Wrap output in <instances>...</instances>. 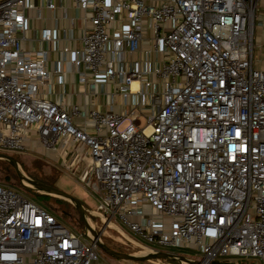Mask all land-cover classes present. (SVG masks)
I'll list each match as a JSON object with an SVG mask.
<instances>
[{
	"label": "built area",
	"instance_id": "2783aa9c",
	"mask_svg": "<svg viewBox=\"0 0 264 264\" xmlns=\"http://www.w3.org/2000/svg\"><path fill=\"white\" fill-rule=\"evenodd\" d=\"M258 2L1 0L0 153L35 145L91 191L100 241L114 231L199 264H264ZM98 251L88 230L0 185V264H95Z\"/></svg>",
	"mask_w": 264,
	"mask_h": 264
},
{
	"label": "rangeland",
	"instance_id": "374dc122",
	"mask_svg": "<svg viewBox=\"0 0 264 264\" xmlns=\"http://www.w3.org/2000/svg\"><path fill=\"white\" fill-rule=\"evenodd\" d=\"M1 1V0H0ZM45 15V14H44ZM259 56L258 54H256ZM260 60H264L262 56H259ZM264 62V61H263ZM100 102V99L98 100ZM118 108H116L117 110ZM144 119L140 117L139 126L144 125ZM33 153H27L26 155H12L8 156L17 157V165L19 170L28 178L40 179L52 187L66 193L71 196L77 202L81 204L83 208L94 209L96 200L94 199L92 192L80 186L72 177L65 174L56 162H52L43 157L42 151L38 147H31ZM3 161H0V184L11 185L15 190L25 198L31 200L33 203L41 208H44L52 214V216L63 226L74 232H81L83 226L80 222L78 214L73 206L65 201L48 197L46 195L33 193L27 191V188L21 185L19 182H15L9 177L12 176V170ZM8 178V179H5ZM31 179V178H30ZM85 216V213H84ZM101 243L107 248L124 254L139 255L145 250L136 247L123 239L118 237V234L114 231H107ZM235 264H257L253 260L235 259ZM220 264V262H214L213 264ZM226 262L224 261L225 264ZM95 264H170L164 261H150V262H135V261H122L114 260L108 257L101 251H98V261ZM177 264V263H175Z\"/></svg>",
	"mask_w": 264,
	"mask_h": 264
},
{
	"label": "water",
	"instance_id": "95a60500",
	"mask_svg": "<svg viewBox=\"0 0 264 264\" xmlns=\"http://www.w3.org/2000/svg\"><path fill=\"white\" fill-rule=\"evenodd\" d=\"M0 161L5 162L10 168L12 169L17 181L23 185V183L28 184L30 187H26L27 189L46 196H50L56 199H60L65 201L73 206L76 210L80 222L85 230H88L93 237L94 243L99 251L106 254L108 257L114 260H122V261H135V262H150V261H164V262H172L177 264H199L198 262L188 260L179 255L167 254L162 252H148L145 255H130L119 253L107 248L101 241L98 239L97 233L91 229L84 216V209L79 202L73 199L71 196L67 195L66 193L58 190L55 187L43 184L38 181H34L28 177H26L20 170L16 163V161L6 154L0 153Z\"/></svg>",
	"mask_w": 264,
	"mask_h": 264
},
{
	"label": "crops",
	"instance_id": "0c3cea01",
	"mask_svg": "<svg viewBox=\"0 0 264 264\" xmlns=\"http://www.w3.org/2000/svg\"><path fill=\"white\" fill-rule=\"evenodd\" d=\"M54 2H57V0H54ZM63 4H65L66 6H68L70 4V0H63ZM258 8L260 11L264 10V0H259L258 2ZM69 15H73L74 12L69 10ZM45 14V15H44ZM50 12L47 11H42L41 12V16L44 17L45 19L50 17ZM32 15V13L30 14V16ZM47 22L44 21V23L40 20L34 21L32 22L31 25V30L28 32L27 37L28 39H33L36 36V32L39 28H41L43 25L46 26ZM64 25V24H63ZM253 43L255 45V48L253 49V54H254V58H255V68L257 69H261L264 70V60H260L259 56H262L264 59V26H259V27H255L254 31H253ZM62 46V44H59V46ZM25 48H43V49H47L48 45L47 44H40L39 42H26L23 45ZM256 54H258L259 56H257ZM55 55H50V58H55ZM30 147H36L35 145H30ZM43 154V152H42ZM255 261V260H253ZM257 261H255L256 263ZM224 262H220V264H222ZM236 262H233V264H235ZM227 264V263H225ZM257 264H261L259 262H257Z\"/></svg>",
	"mask_w": 264,
	"mask_h": 264
},
{
	"label": "trees",
	"instance_id": "16d2710c",
	"mask_svg": "<svg viewBox=\"0 0 264 264\" xmlns=\"http://www.w3.org/2000/svg\"><path fill=\"white\" fill-rule=\"evenodd\" d=\"M12 157V156H11ZM13 158V157H12ZM15 161H16V163L18 162V159H17V157H14L13 158ZM3 163V162H2ZM4 164V163H3ZM8 166V165H7ZM9 168H10V166H8ZM11 169V168H10ZM12 170V169H11ZM13 172V171H12ZM10 179H13L15 182H17L18 183V181H17V179H16V177H15V175H14V173L12 174V176L11 177H9ZM32 180H34V181H38V182H41V183H43V184H46V185H49V186H51L50 184H48V183H46V182H44V181H42V180H40V179H37V178H32V177H30ZM5 179H8V178H5ZM0 185H4V184H0ZM4 186H7V187H10V188H13L11 185H4ZM13 189H15V188H13ZM27 191H31V190H29V189H27ZM31 192H33V191H31ZM33 193H35V192H33ZM48 197H50V196H48ZM51 198V197H50ZM170 264H175V263H172V262H169ZM216 264H218V263H216Z\"/></svg>",
	"mask_w": 264,
	"mask_h": 264
},
{
	"label": "bare ground",
	"instance_id": "6f19581e",
	"mask_svg": "<svg viewBox=\"0 0 264 264\" xmlns=\"http://www.w3.org/2000/svg\"><path fill=\"white\" fill-rule=\"evenodd\" d=\"M23 185L24 186H26V187H30L28 184H26V183H23ZM149 251H147V250H145L144 252H142V253H140L139 255H145V254H147Z\"/></svg>",
	"mask_w": 264,
	"mask_h": 264
}]
</instances>
